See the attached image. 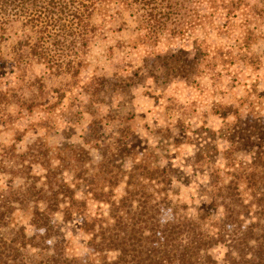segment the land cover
Returning a JSON list of instances; mask_svg holds the SVG:
<instances>
[{"label":"rangeland","instance_id":"1","mask_svg":"<svg viewBox=\"0 0 264 264\" xmlns=\"http://www.w3.org/2000/svg\"><path fill=\"white\" fill-rule=\"evenodd\" d=\"M230 1L195 6V22L182 36L157 42L127 11L111 18L96 13L95 33L73 71L37 63L28 50L29 30L0 32V192L23 184L17 157L28 145L51 153L83 145L93 164L106 147L123 150V170L140 162L170 170L173 199L191 215L208 208L204 188L211 167L225 164L227 128L259 126L238 160H248L258 137L264 139V0H244L239 9ZM30 172L41 183L42 168L34 164ZM123 190L120 183L114 194ZM49 214L56 230L51 243L81 263L92 260L83 220ZM15 215L32 234L26 209ZM225 252L222 245L210 249L212 264H223Z\"/></svg>","mask_w":264,"mask_h":264},{"label":"trees","instance_id":"2","mask_svg":"<svg viewBox=\"0 0 264 264\" xmlns=\"http://www.w3.org/2000/svg\"><path fill=\"white\" fill-rule=\"evenodd\" d=\"M208 1L224 4V0H0V32L29 30L28 50L37 63L73 71L81 64L78 54L88 48L95 33L90 20L96 13L111 18L127 11L157 42L163 35L182 36L195 22V6ZM244 3L232 0L228 5L239 9ZM231 13L227 18L236 17ZM258 128L250 122L227 128L225 164L211 167L204 188L208 208L195 215L173 199L170 170L144 162L123 170V150L102 147L100 161L93 164L83 145H65L52 153L36 143L28 145L17 157L23 184L0 192V264H212L208 251L217 245L226 248L223 264H264L263 137H258L260 143L248 160L237 156L251 148V134L254 129L259 134ZM34 164L44 172L41 183L31 175ZM120 183L124 190L117 196L114 190ZM29 204L38 206L30 209ZM20 209L27 211L32 234L16 219ZM57 212L63 221L74 216L83 220L92 260L81 263L68 256L61 243H51L56 230L49 213Z\"/></svg>","mask_w":264,"mask_h":264}]
</instances>
